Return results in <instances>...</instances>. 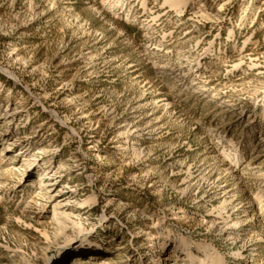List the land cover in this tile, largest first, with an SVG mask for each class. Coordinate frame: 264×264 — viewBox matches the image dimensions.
I'll use <instances>...</instances> for the list:
<instances>
[{
    "label": "rangeland",
    "instance_id": "1",
    "mask_svg": "<svg viewBox=\"0 0 264 264\" xmlns=\"http://www.w3.org/2000/svg\"><path fill=\"white\" fill-rule=\"evenodd\" d=\"M216 259L264 264V0H0V264Z\"/></svg>",
    "mask_w": 264,
    "mask_h": 264
},
{
    "label": "bare ground",
    "instance_id": "2",
    "mask_svg": "<svg viewBox=\"0 0 264 264\" xmlns=\"http://www.w3.org/2000/svg\"><path fill=\"white\" fill-rule=\"evenodd\" d=\"M215 263H221L222 264V261H221V259H216V260H214V261H211L210 263H207V264H215Z\"/></svg>",
    "mask_w": 264,
    "mask_h": 264
}]
</instances>
